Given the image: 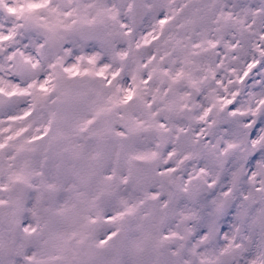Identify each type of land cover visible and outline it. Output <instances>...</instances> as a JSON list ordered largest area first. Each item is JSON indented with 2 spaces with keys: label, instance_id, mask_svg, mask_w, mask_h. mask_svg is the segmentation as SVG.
I'll return each instance as SVG.
<instances>
[{
  "label": "snow or ice",
  "instance_id": "6c2138e0",
  "mask_svg": "<svg viewBox=\"0 0 264 264\" xmlns=\"http://www.w3.org/2000/svg\"><path fill=\"white\" fill-rule=\"evenodd\" d=\"M0 264H264V0H0Z\"/></svg>",
  "mask_w": 264,
  "mask_h": 264
}]
</instances>
